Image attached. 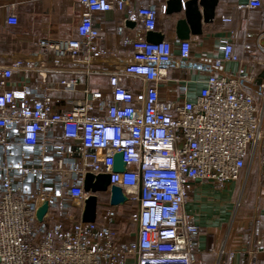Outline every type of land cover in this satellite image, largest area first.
<instances>
[{"label": "built area", "instance_id": "2783aa9c", "mask_svg": "<svg viewBox=\"0 0 264 264\" xmlns=\"http://www.w3.org/2000/svg\"><path fill=\"white\" fill-rule=\"evenodd\" d=\"M139 1L133 8V0H80L78 37L40 38L37 52L0 65V264H204L197 243L203 228L185 210L192 191L202 182L226 191L257 162L264 167V74L228 70L241 61L229 36L208 61L193 57L190 38L161 31V41L147 40L165 4ZM263 5L247 0L241 7ZM113 10L140 25L136 37L123 39L124 52L105 47V28L94 22L95 14ZM8 22L18 24V15ZM254 43L247 53L264 54V31ZM70 64L85 65L86 74L98 67L110 91L81 89L77 76L52 86L50 72ZM179 69L208 72L194 99L178 77L181 93L162 96V84ZM30 70L40 79L36 92L15 82ZM53 91L82 96L68 103ZM117 153L123 171L113 169ZM87 172L110 174L108 189L86 191ZM112 185L127 195L122 205L110 203ZM91 194L97 216L84 222ZM42 201L48 209L39 221ZM212 251V264H227L225 244ZM244 251L248 264H261L264 225Z\"/></svg>", "mask_w": 264, "mask_h": 264}, {"label": "crops", "instance_id": "0c3cea01", "mask_svg": "<svg viewBox=\"0 0 264 264\" xmlns=\"http://www.w3.org/2000/svg\"><path fill=\"white\" fill-rule=\"evenodd\" d=\"M160 2L165 4L166 0ZM246 2L247 0H220L215 20L204 25V32L201 35L190 37L193 43V57L210 60L217 54V45L221 39L229 36L233 42L234 52L241 61L228 63V70L237 71L246 66L250 73L261 78L264 74V54L258 50L248 54L246 46L256 49L254 42L264 31V5L253 9L241 7V4ZM158 3L159 0H144L146 5ZM139 4V0L132 2L133 8H137ZM82 11L83 5L80 0H0V65L10 63L11 57L37 52L40 38L78 37L77 27L81 21ZM11 13L18 15V24L12 25L8 22ZM179 17L181 14L170 15L165 11L163 17L159 14L158 32L176 35L175 25ZM224 17L230 19L224 20ZM94 22L96 26L105 28L103 45L117 52L126 51L129 47L122 44L123 39L136 37L140 30V25L136 23L131 25L123 22V14L116 10L95 14ZM96 68L92 69L93 73L86 74L85 65L70 64L65 69L51 71V85L62 78L77 76L81 89L88 87L109 92V76L96 72ZM207 75V71L198 69L171 70V80L162 84V96L174 99L175 94L181 93L179 83H183L188 85L189 97L194 99L204 85ZM177 77L187 81L181 80L177 83L175 79ZM24 80L29 82L32 90L36 92L40 80L37 71L18 72L15 82ZM136 85L140 86V81H137ZM52 93L68 103L71 99L82 96L81 91ZM240 183L238 181L232 184L226 191L216 190L208 182L198 183L192 191L191 201L185 205V210L195 214L197 223L203 228L197 243L201 250L199 258L204 264L214 262L216 253L212 250L223 244L228 251L225 257L227 264H248L244 248L251 244L254 236L256 237L264 225V167L260 162H257V166L250 171L247 181L250 188L249 192L247 190L248 197L253 199L255 204V219L250 225L245 220L241 222L237 220L238 228L231 230L229 226L232 208L239 193ZM239 225L243 226L242 232L239 231ZM134 262L131 260V263ZM261 264H264V260Z\"/></svg>", "mask_w": 264, "mask_h": 264}, {"label": "water", "instance_id": "95a60500", "mask_svg": "<svg viewBox=\"0 0 264 264\" xmlns=\"http://www.w3.org/2000/svg\"><path fill=\"white\" fill-rule=\"evenodd\" d=\"M220 0H166L165 12L167 14H181L176 21L175 32L179 39H187L192 35H201L204 32V25L215 20L217 7ZM126 24L134 25L135 22L128 20ZM147 40L151 42H159L164 38V34L158 31H148L146 33ZM122 153L115 154L114 167L115 171L125 170ZM110 174L100 173L94 174L87 172L84 176V189L95 193L98 191H106L110 184ZM128 199L122 188L116 185L111 187L110 203L113 206L122 205ZM97 195L91 194L85 200L82 220L84 222H93L97 216ZM48 209L47 201H42L38 205L37 218L42 221L44 214ZM236 213V212H235ZM232 215L231 224L234 219Z\"/></svg>", "mask_w": 264, "mask_h": 264}, {"label": "rangeland", "instance_id": "374dc122", "mask_svg": "<svg viewBox=\"0 0 264 264\" xmlns=\"http://www.w3.org/2000/svg\"><path fill=\"white\" fill-rule=\"evenodd\" d=\"M160 1L161 0H159L158 4H161ZM163 13H164V11L161 9L160 16L163 17ZM247 181H248V177L245 180H243V182L240 183L239 193H237L238 195L236 197V201L234 202L235 205L233 204L232 215H233V212L234 213L236 212V213L234 214V219H233L232 225H231V227H229L231 230H232V228H236V229L238 228L239 222H237V220L240 222L245 220L250 225V224H252V221H254V219H255V210H256L255 204L253 202V199L251 200L248 197V192H249L250 188L247 186ZM250 185H251V183H250ZM247 190H248V192H247ZM126 209H128L130 211L132 210L131 207H127ZM239 228H240L239 231L242 232L243 226L239 225ZM245 232L249 233V231H246V230H245Z\"/></svg>", "mask_w": 264, "mask_h": 264}, {"label": "trees", "instance_id": "16d2710c", "mask_svg": "<svg viewBox=\"0 0 264 264\" xmlns=\"http://www.w3.org/2000/svg\"><path fill=\"white\" fill-rule=\"evenodd\" d=\"M254 166H257V163H256ZM252 169H253V168H252Z\"/></svg>", "mask_w": 264, "mask_h": 264}]
</instances>
